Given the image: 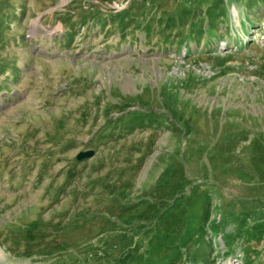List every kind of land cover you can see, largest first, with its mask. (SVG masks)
Segmentation results:
<instances>
[{"label": "rangeland", "instance_id": "rangeland-1", "mask_svg": "<svg viewBox=\"0 0 264 264\" xmlns=\"http://www.w3.org/2000/svg\"><path fill=\"white\" fill-rule=\"evenodd\" d=\"M0 264H264V0H0Z\"/></svg>", "mask_w": 264, "mask_h": 264}, {"label": "water", "instance_id": "water-1", "mask_svg": "<svg viewBox=\"0 0 264 264\" xmlns=\"http://www.w3.org/2000/svg\"><path fill=\"white\" fill-rule=\"evenodd\" d=\"M94 154V150L92 149H88V150H83V151H79L76 155L77 159H82V158H86V157H90Z\"/></svg>", "mask_w": 264, "mask_h": 264}]
</instances>
